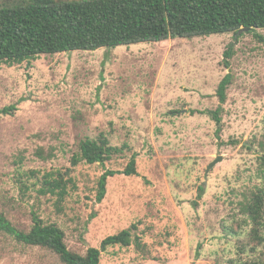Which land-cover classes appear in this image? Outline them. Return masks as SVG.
<instances>
[{"label":"rangeland","instance_id":"1","mask_svg":"<svg viewBox=\"0 0 264 264\" xmlns=\"http://www.w3.org/2000/svg\"><path fill=\"white\" fill-rule=\"evenodd\" d=\"M256 34L264 29L0 64V110L15 107L0 114V213L28 232L36 212L65 232L70 250H101L100 264H264V40ZM219 106L220 122L208 113ZM102 136L120 151L104 165L74 166L80 142ZM133 154L137 174L109 177L97 202L101 175L124 170ZM52 172L72 180L61 202L42 192ZM255 193L260 225L246 210ZM132 226L142 251L104 250L103 240ZM0 264L63 263L0 232Z\"/></svg>","mask_w":264,"mask_h":264},{"label":"trees","instance_id":"2","mask_svg":"<svg viewBox=\"0 0 264 264\" xmlns=\"http://www.w3.org/2000/svg\"><path fill=\"white\" fill-rule=\"evenodd\" d=\"M245 28L248 33L264 29V0H11L0 2V64L13 66L36 60L44 54L70 51H96L143 42H160L170 38L207 37L214 34L234 33ZM242 33V32H241ZM259 41L264 36L256 34ZM230 50L225 57L230 58ZM228 67V60H225ZM232 76L228 73L218 85L217 96L221 103L227 100ZM5 107L0 114L14 110ZM219 106L208 111L220 122ZM80 153L72 157L76 166L105 164L118 148L105 137H87L80 142ZM250 148V147H249ZM39 156L45 158L42 152ZM264 170V154L259 157ZM137 174V156L132 155L122 171L106 170L98 181L96 201L102 202L107 193L109 177L116 174ZM58 177H57V176ZM62 173H48L43 179L42 192L58 196L59 202L68 195V185ZM199 197L204 194L200 186ZM263 198L255 193L246 210L254 223L261 224ZM32 227L26 232L16 228L0 213V232L14 237L29 246L53 251L63 264H100L101 250L89 247L85 254L70 250L65 232L55 223H46L36 212ZM132 226L103 240L104 250L111 245L129 247L132 244L142 251L145 243L133 237ZM255 234L257 233L256 230ZM257 237V236H255ZM192 264H196L193 262ZM263 264V263H255Z\"/></svg>","mask_w":264,"mask_h":264},{"label":"water","instance_id":"3","mask_svg":"<svg viewBox=\"0 0 264 264\" xmlns=\"http://www.w3.org/2000/svg\"><path fill=\"white\" fill-rule=\"evenodd\" d=\"M244 30H245V28H242L241 32H243ZM221 160H223V156L220 155L208 165L207 170H206V174H205V178H207V175H208L209 171L211 170V168H213Z\"/></svg>","mask_w":264,"mask_h":264}]
</instances>
